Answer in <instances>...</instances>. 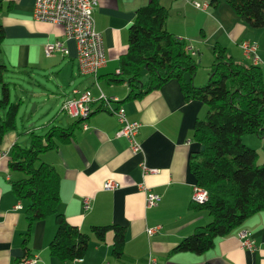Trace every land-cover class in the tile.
<instances>
[{"label": "crops", "instance_id": "crops-1", "mask_svg": "<svg viewBox=\"0 0 264 264\" xmlns=\"http://www.w3.org/2000/svg\"><path fill=\"white\" fill-rule=\"evenodd\" d=\"M151 1L103 0L96 8L94 23L104 38L107 63L94 76L80 72L77 44L65 37L63 25L34 18L36 0H0V22L4 28L0 64L7 67L4 82L10 89L13 82L6 81V74L17 73L24 92L13 102L19 104L16 128L6 132L0 143V264H21L28 258H37L33 264H146L150 256L156 258V264H264V211L218 238L206 252L176 251L186 236L212 220L209 211L191 199L195 179L189 160L199 148L193 134L195 125L197 120L205 119L208 108L200 100H188L178 79H170L138 98L131 96L129 81L120 73V59L128 51L129 28L139 7ZM157 1L169 9L167 29L186 41V49L193 47L196 51L192 57L198 67L194 75L184 73L186 81L197 87L208 83L217 43L226 47L234 60L252 64L243 55L244 40L258 45L256 54L264 76V28L246 24L225 0L224 4L220 0L214 4L211 0ZM195 1L209 6L204 11L196 9ZM56 41H62L69 53L57 51L48 57L46 45ZM0 86L2 93L3 83ZM86 90L95 100L92 115L87 121L71 118L63 110L64 102ZM102 95L118 99L113 107L123 106L127 118L141 124L140 153L134 154L127 138L117 136L120 121L103 106ZM28 96L34 97L30 102H35V108L41 105L44 111L53 113L47 132L55 128L69 133L65 141L56 139L57 144L43 152L38 163L56 168L61 177L59 210L89 236L84 256L71 262L50 252V242L57 231L55 218L49 216L30 223L29 203L14 190V181L23 178L24 173L11 168V153L17 144L23 146L17 131L18 116ZM1 111L5 117L6 108ZM28 133L30 140L33 134H46H37L33 127ZM142 163L154 172L143 175ZM108 180H115L119 187L103 189ZM142 183L161 196L157 205L147 206ZM87 197L92 199L90 210H85L82 203ZM112 225L126 229L124 252L119 257L113 253ZM94 226L111 227L100 239ZM155 227L161 228L149 235L148 229ZM244 229L252 232L254 249L242 248L238 234Z\"/></svg>", "mask_w": 264, "mask_h": 264}, {"label": "trees", "instance_id": "trees-1", "mask_svg": "<svg viewBox=\"0 0 264 264\" xmlns=\"http://www.w3.org/2000/svg\"><path fill=\"white\" fill-rule=\"evenodd\" d=\"M216 1L211 0V4ZM225 1L246 24L264 28V0ZM169 16V9L157 0L139 7L129 28L128 51L120 59V73L128 79L133 97L158 89L170 79H178L188 100H200L207 105V115L197 120L193 133L199 148L191 153L189 160L195 184L208 192V201L197 206L209 211L212 220L186 236L176 248L179 252L200 254L213 248L218 238L229 235L243 221L264 211V165L257 164V151L243 141L245 134H256L264 140V76L259 65L234 60L226 47L217 43L208 83L197 87L186 81L184 73L194 75L198 63L187 51L186 41L167 29ZM3 39L0 22V45ZM143 69L148 74L145 83ZM6 71L7 67L0 64V83H3L0 143L6 132L16 128L19 109V104L10 100V90L3 78ZM4 107L5 117L1 111ZM67 138L69 133L55 128L43 136L33 134L29 147L19 144L14 147L11 168L24 173L13 186L19 198L29 203L30 223L54 217L57 231L50 242V252L64 262H71L84 256L89 236L59 210L61 177L56 168L44 162L36 165L43 152L54 147L57 140ZM110 227L92 228L103 239ZM112 227L113 253L119 257L124 252L126 229L120 225Z\"/></svg>", "mask_w": 264, "mask_h": 264}, {"label": "built area", "instance_id": "built-area-1", "mask_svg": "<svg viewBox=\"0 0 264 264\" xmlns=\"http://www.w3.org/2000/svg\"><path fill=\"white\" fill-rule=\"evenodd\" d=\"M103 0H36L34 8V18L40 21H47L51 23L61 24L65 29V37L72 39L77 44V62L79 70L83 74H90L97 76L99 70L104 67L107 63V57L104 48V38L102 33L96 29V23L94 19V13L96 8L100 5ZM197 8L206 10L209 5L207 3L200 4L195 3ZM251 40L241 41V47L243 55L256 65L260 63V57L258 56L257 50L258 45ZM187 50L195 55L196 51L193 47H188ZM62 52L64 54L69 53V49L62 41H56L48 43L46 45V55L52 56L55 52ZM103 106L114 113L120 121L121 127L117 131V136L127 138L130 145V150L134 154L141 152V142L138 139L139 130L141 124L138 121H130L127 118L125 108L118 105L116 108L113 107V103H116L118 99L115 97H107L102 95L101 98ZM94 98L90 91H84L79 93V96L67 100L63 104V110L71 118L80 119L87 121L93 112ZM87 128V124L84 125ZM144 174L154 172L149 169L144 163H142ZM193 195L192 198L194 203L204 204L208 201V192L203 187L193 184ZM119 187V184L115 180L106 181L104 188L108 191L115 190ZM140 188L146 192V204L148 207L157 205L160 202L161 196L153 192L150 188L146 187L144 183L140 185ZM91 198H84L85 210H90L92 203ZM18 209L22 208L21 204L16 205ZM161 227H155L148 229V234H155ZM241 241L242 248L254 249L255 239L252 232L244 229L238 234ZM37 258L29 259L22 262L21 264H33ZM156 264V258L150 256L148 263Z\"/></svg>", "mask_w": 264, "mask_h": 264}, {"label": "rangeland", "instance_id": "rangeland-1", "mask_svg": "<svg viewBox=\"0 0 264 264\" xmlns=\"http://www.w3.org/2000/svg\"><path fill=\"white\" fill-rule=\"evenodd\" d=\"M220 1L224 4V0H220ZM195 3H199V2L195 1L194 5ZM200 4H205V3L201 2ZM195 8L200 9L199 7L198 8L195 7ZM202 69H205V68H202ZM210 70L211 69H209V71ZM142 72L144 73L143 80L146 82L148 80L147 72L145 69ZM6 81L13 82L10 85V89H9L11 90V101L17 102L24 95L23 90H21L22 89L20 85L21 82H20V78L18 77V74L9 72L8 74H6ZM23 87L27 88L28 86L26 84H23ZM0 90H1V86H0ZM1 96H2V93L0 91V97ZM31 100H34V97L28 96L27 101H25L26 103L22 104L20 108L19 116H18V130L17 131L20 134V144H22L24 147L30 146V134L28 133V129L33 127L37 134H45L48 130V127L51 126L49 122H50L51 116L53 115V113H47L46 111H44L41 105H39L38 108H35V102L34 101L30 102ZM243 141H244V144L250 146L251 148L257 151L258 156H257L256 162L258 165L263 166L264 165V140L256 134H245L243 136ZM38 164L39 163L37 162L36 165L38 166Z\"/></svg>", "mask_w": 264, "mask_h": 264}]
</instances>
